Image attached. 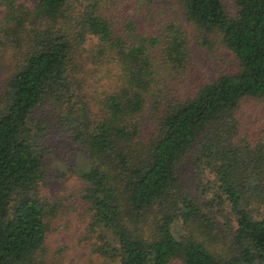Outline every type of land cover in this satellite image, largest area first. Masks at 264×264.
Wrapping results in <instances>:
<instances>
[{
  "label": "trees",
  "instance_id": "1",
  "mask_svg": "<svg viewBox=\"0 0 264 264\" xmlns=\"http://www.w3.org/2000/svg\"><path fill=\"white\" fill-rule=\"evenodd\" d=\"M233 1L0 0V264H62L73 211L91 264H264V0ZM183 20L238 68L185 87ZM48 131L81 147L76 197L43 189Z\"/></svg>",
  "mask_w": 264,
  "mask_h": 264
},
{
  "label": "rangeland",
  "instance_id": "2",
  "mask_svg": "<svg viewBox=\"0 0 264 264\" xmlns=\"http://www.w3.org/2000/svg\"><path fill=\"white\" fill-rule=\"evenodd\" d=\"M20 1L35 2L36 0ZM223 2L228 10L234 9L233 0H223ZM157 9H159L160 15L154 20L181 14L179 6L172 1L159 3ZM139 12L142 14L141 11ZM137 19L142 26H151L149 21L141 15H138ZM183 21L192 51V61L188 66L190 74L183 83L185 87L190 86L191 80L196 81L202 74L215 78L223 71H233L238 68V60L234 52L223 43L217 32L206 31L190 21ZM243 102L242 106L247 114L255 113L258 108H264L262 104L250 97H246ZM43 144L47 148V163L53 176L49 179V183L43 187L44 191L50 195L78 196V191L84 187L86 182L72 172L69 166L79 154L80 145L67 134L55 131H48L44 135ZM184 167L187 168V164ZM193 183H195L194 179ZM84 233L85 222L77 215L76 211H73L54 221V228L48 232L46 243L50 250H57L58 258L61 259L62 264H91L90 247L88 241L83 238Z\"/></svg>",
  "mask_w": 264,
  "mask_h": 264
}]
</instances>
